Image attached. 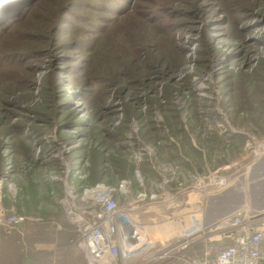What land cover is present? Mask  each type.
I'll return each mask as SVG.
<instances>
[{"label": "rangeland", "instance_id": "rangeland-1", "mask_svg": "<svg viewBox=\"0 0 264 264\" xmlns=\"http://www.w3.org/2000/svg\"><path fill=\"white\" fill-rule=\"evenodd\" d=\"M29 1L0 0V264H45L52 223L75 244L67 186L227 212L264 141V0Z\"/></svg>", "mask_w": 264, "mask_h": 264}, {"label": "built area", "instance_id": "built-area-1", "mask_svg": "<svg viewBox=\"0 0 264 264\" xmlns=\"http://www.w3.org/2000/svg\"><path fill=\"white\" fill-rule=\"evenodd\" d=\"M261 151L264 141L257 145L256 153ZM218 181V185L225 184L223 178ZM114 191L103 183L83 188L81 193L66 187L63 215L75 225V245L84 251L90 264H121L151 250L150 239L140 233L127 210L113 197ZM188 220L181 237L199 235L203 247L194 256L182 257L181 264L264 262V209L242 205L210 224H204L196 213H190Z\"/></svg>", "mask_w": 264, "mask_h": 264}, {"label": "crops", "instance_id": "crops-1", "mask_svg": "<svg viewBox=\"0 0 264 264\" xmlns=\"http://www.w3.org/2000/svg\"><path fill=\"white\" fill-rule=\"evenodd\" d=\"M240 179L239 184L228 186L227 190L213 195L206 202L207 204L217 203L227 196V203L231 204L227 206V212L219 215L217 219L242 205H247L255 210L264 209V151L255 154ZM164 195L165 198L172 199L169 192ZM113 197L127 210L140 233L151 241L150 255L145 256L137 264H181L182 257L194 256L203 247V238L199 235L190 238L181 237L182 229L188 224L189 214L196 213L204 221V224L215 221L214 214L211 210L209 212V207L204 208L201 194L194 191L181 195L177 202L165 201L167 199L155 201V194L149 195L137 191V189L133 190L130 186L126 187L125 183H121L117 189L115 188ZM158 203L169 204H166L163 209ZM177 206H179L178 209ZM63 208L62 203V212ZM205 210L209 221L203 220ZM149 215L150 217H148ZM50 228L52 232L56 229L57 232L64 235L58 237L55 234L52 235L54 239L41 240V244L38 246L42 249L34 253L32 259L46 258L45 264H90L84 251L73 243L75 238H72L68 230L63 228L61 231L60 226L56 227L54 223ZM163 247L171 249L159 254L164 250ZM134 261L130 260L129 262ZM126 262L127 260H122L121 264H127Z\"/></svg>", "mask_w": 264, "mask_h": 264}, {"label": "trees", "instance_id": "trees-1", "mask_svg": "<svg viewBox=\"0 0 264 264\" xmlns=\"http://www.w3.org/2000/svg\"><path fill=\"white\" fill-rule=\"evenodd\" d=\"M36 0H30L29 2H28V4L29 5H31L33 2H35ZM99 182H102V181H99Z\"/></svg>", "mask_w": 264, "mask_h": 264}]
</instances>
